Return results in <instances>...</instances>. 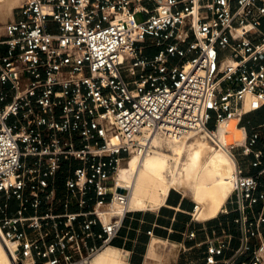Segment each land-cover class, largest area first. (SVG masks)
<instances>
[{"label":"built area","instance_id":"1","mask_svg":"<svg viewBox=\"0 0 264 264\" xmlns=\"http://www.w3.org/2000/svg\"><path fill=\"white\" fill-rule=\"evenodd\" d=\"M17 14L0 30V239L13 264H89L130 211L98 212L126 204L112 175L140 137L202 131L218 145L219 123L264 104V0H25ZM252 129L223 144L233 187L206 219L235 212L234 227L186 235L206 234L200 264H264V141Z\"/></svg>","mask_w":264,"mask_h":264},{"label":"bare ground","instance_id":"2","mask_svg":"<svg viewBox=\"0 0 264 264\" xmlns=\"http://www.w3.org/2000/svg\"><path fill=\"white\" fill-rule=\"evenodd\" d=\"M13 1L16 0H0V16L2 18L9 14L10 4ZM182 32L183 29L180 30V33ZM250 103L251 96L246 93L244 109H248ZM215 134L216 137H213V140L218 145H213L218 146V149L199 138H196L194 142H189L190 138L195 135L211 140L202 131H191L181 137L153 131L148 136L140 137V147L136 150L130 149L129 156L116 170V178L114 176L116 192H118V188L129 189L126 204L122 205L114 197L112 201L106 203L107 210L99 209L100 216L107 221L113 215L122 214L124 208L143 210L148 207H158L164 202L170 189L186 191L190 187L196 200H193L196 204L192 211L194 219L203 218L205 220L215 217L225 195L222 172L227 171V182L231 183L233 187V175L236 167L235 159L223 147V144L231 142L242 144L245 139V130L242 126L237 125L236 117H231L218 124ZM157 138L173 141L169 142L167 150L162 151L157 149L159 147ZM114 141L112 138L111 142ZM186 149L189 151V156L185 162L183 173L177 174L174 169H171L169 177L165 178L163 170L166 169L169 159L173 160L177 166ZM231 190L232 188L230 192ZM109 245L111 243L96 251L89 264H123L120 251ZM0 264H13L1 239Z\"/></svg>","mask_w":264,"mask_h":264},{"label":"crops","instance_id":"3","mask_svg":"<svg viewBox=\"0 0 264 264\" xmlns=\"http://www.w3.org/2000/svg\"><path fill=\"white\" fill-rule=\"evenodd\" d=\"M13 17H19L14 14ZM238 126H242L247 135L253 132L252 128H256L261 140L264 141V104L255 110H251L242 116L237 122ZM77 161H72L75 165ZM69 162L64 163L67 166ZM59 184L63 183V178H58ZM194 201L187 197L180 190H169L164 202L155 208L148 210H131L127 213L122 221V227L118 235L112 240L111 245L120 252L126 253L125 264H142L143 257L147 254L149 243L152 240L170 241L177 244H183L186 253L182 258H177L175 264H200L203 258L205 244L196 246L197 242H204L206 234L198 231L194 239L186 237L191 230L197 231L202 225H211L218 220L230 222V226L234 227L232 219L236 213L231 212L226 215H220L218 219L212 220H192L190 213L193 210ZM76 207H73L75 210ZM57 212H62V206L58 205ZM27 214L31 210H27ZM94 232H99V226L93 227ZM210 232L208 231L207 235ZM152 237V238H151ZM237 240L234 241V246ZM229 252H226L227 255Z\"/></svg>","mask_w":264,"mask_h":264},{"label":"rangeland","instance_id":"4","mask_svg":"<svg viewBox=\"0 0 264 264\" xmlns=\"http://www.w3.org/2000/svg\"><path fill=\"white\" fill-rule=\"evenodd\" d=\"M24 1L25 0L13 1L10 4L9 14L5 15L4 18H2L0 16V30H1V26L4 22L14 18L13 15L17 14L18 8L21 6V4L24 3ZM136 19L138 21L142 20L143 19L142 14H137ZM158 49L159 48H152L150 50H147L146 53H147V55L152 56L153 54H155L158 51ZM237 122H238V119H237ZM210 125H213V121L210 122ZM196 138H199L202 141H206V143H208V144H211V145L214 144V142L212 140H209L207 137H201L199 135H195L192 138H190L189 142H194ZM157 139H158V143H159V147L157 149L162 150V151L167 150L169 148V142L173 141V140H166V139H159V138H157ZM229 144H236V143L231 142ZM229 144H227V145H229ZM213 146L216 149L219 148L218 146H215V145H213ZM124 155H125L124 158L121 160V162L118 164V166H120V164L123 163L125 161V159L129 156V154H124ZM188 156H189V151L186 149L182 153L180 163L177 166H175L173 160L169 159L166 169L163 170L164 177L165 178L169 177L171 169H174L175 173H177V174L183 173L184 165H185V162L188 160ZM118 166H117V168H118ZM116 170L112 175L113 176V184H114V182H116V179L114 181V176H115ZM226 177H227V171L225 170L222 172L223 189L225 191V195H224V198L221 202L220 207L217 210V213H216L217 215L215 214V216H218L220 214V208L224 207V202H225L227 196L230 194V189L232 188V184L231 183L229 184L227 182L228 179ZM115 178H116V176H115ZM171 190H174V189H171ZM181 192L184 193L187 197L192 198V200L196 201L195 198L193 197L192 189L190 187H188L186 189V191H181ZM127 195H129V189H127ZM194 204H195V202H194ZM152 208H155V207H152ZM103 209L107 210L108 206H104ZM148 209H149V207L146 209H143V210H148ZM129 210L131 211V209H129ZM129 212H127V213H129ZM213 217H209V218H213ZM209 218H206V219H209ZM191 219L197 220V219H194V217ZM198 219L204 220L203 218H198ZM186 252L187 251H186V249H184L183 244H177V243H173L170 241H163V240L162 241L152 240L149 243V249H148L147 254L143 257V263L142 264H175L177 258L178 259L182 258ZM120 256H121V260H122L123 264H125L126 253L123 250H121ZM188 264H190V263H188Z\"/></svg>","mask_w":264,"mask_h":264},{"label":"water","instance_id":"5","mask_svg":"<svg viewBox=\"0 0 264 264\" xmlns=\"http://www.w3.org/2000/svg\"><path fill=\"white\" fill-rule=\"evenodd\" d=\"M122 190V188H118V191H121Z\"/></svg>","mask_w":264,"mask_h":264},{"label":"trees","instance_id":"6","mask_svg":"<svg viewBox=\"0 0 264 264\" xmlns=\"http://www.w3.org/2000/svg\"><path fill=\"white\" fill-rule=\"evenodd\" d=\"M210 126H212V125H210Z\"/></svg>","mask_w":264,"mask_h":264}]
</instances>
